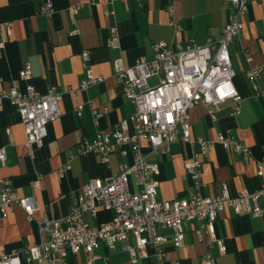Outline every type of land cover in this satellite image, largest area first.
I'll return each mask as SVG.
<instances>
[{
	"label": "crops",
	"instance_id": "crops-1",
	"mask_svg": "<svg viewBox=\"0 0 264 264\" xmlns=\"http://www.w3.org/2000/svg\"><path fill=\"white\" fill-rule=\"evenodd\" d=\"M44 1L0 0V91L11 87L25 90L31 83L41 93L52 86L63 92V114L48 125L42 147L26 144L27 135L15 106L5 102L0 111V149L6 151L5 164L0 163V177L9 178L21 196L33 197L39 205L32 217L21 207H15L8 217L0 213V254L41 243L46 235L40 221L66 217L90 179L105 178L117 171L122 162L133 160L132 152L127 156L114 153L110 162L104 163L99 154H81L78 150L83 139L113 130L135 111L114 76V59L122 57L127 66H132L140 57L152 59L153 44L161 40L184 44L195 39L204 44L209 37L219 38L230 12L227 0H177L173 18L181 27L176 29L170 23L171 0H52V16L40 13ZM73 6L80 7L75 25ZM110 9L115 11L114 16L106 13ZM4 23H11V36L6 35ZM113 23L120 32L119 49L108 46ZM74 28L77 34L69 35ZM85 49L91 51L94 74L102 81L78 90L86 78L82 61ZM230 50L236 70L234 82L243 96L242 111L233 115L235 102L228 100L220 105L214 119L207 106L196 105L190 110L192 138L215 140L219 133H226L248 144L252 157L245 162L239 154L215 144L203 166L200 190L207 196L219 195L223 184L232 196H237L244 188L259 189L264 182V176L257 175V161L264 157V97L257 94L247 77L249 70L261 69L257 85L264 90V0L250 3L243 29ZM28 64L32 77L24 80L20 71ZM95 111L102 112L98 119ZM195 150L193 144L178 141L171 145L168 154L157 155L142 141V151L160 163V198L172 200L195 191L193 180L185 176V162ZM66 164L70 169L61 177L58 170ZM39 176L41 185L36 187L34 181ZM260 204L264 208V195ZM113 215L112 210L101 208L97 216L86 218L99 224L110 221ZM161 232L171 234L169 230ZM217 233L227 244L225 255L200 243L188 229L182 246L171 241L163 245L164 263L203 264V255L211 250L220 264H264V213L253 216L228 207L218 215ZM126 244L120 241L111 249L101 243L94 252V264H156L152 245L147 246V257L140 256L137 263H132ZM68 259L70 264H88L84 252L71 253Z\"/></svg>",
	"mask_w": 264,
	"mask_h": 264
},
{
	"label": "built area",
	"instance_id": "built-area-1",
	"mask_svg": "<svg viewBox=\"0 0 264 264\" xmlns=\"http://www.w3.org/2000/svg\"><path fill=\"white\" fill-rule=\"evenodd\" d=\"M114 0H110L113 3ZM171 0L168 11L172 16L171 25L180 29L174 20L175 4ZM254 0H227L230 12L228 21L219 38L209 37L204 44L190 39L186 43H173L161 40L153 44L154 57H140L132 66H127L122 57L113 61L114 76L122 84L128 101L135 106L134 113L120 120L110 131H100L92 139L79 143V153H95L104 163L110 156L120 153L127 156L133 153V160L122 162L117 171L101 178L90 179L77 195L70 213L61 219L45 218L40 221L45 240L38 244H28L21 250L0 254V264H70L69 255L84 252L87 263L94 264V252L101 243L111 249L117 242L125 241L132 263L140 256H148L147 246L156 250V264H165L163 245L173 242L177 247L184 244L188 229L197 240L209 247L216 248L220 255L228 251L225 239L217 233V219L221 211L230 207L237 213L245 212L261 216L264 208L260 198L264 195V182L255 191L244 188L237 196H232L226 184L216 196L201 193L203 166L215 144L239 154L245 162L252 157L251 147L226 133H219L215 140L198 138L193 140L190 126V110L198 104L208 107L215 119L220 105L228 100L235 102L233 115L242 111L243 96L234 79L230 46L243 29V19ZM79 6H73V24H76ZM55 12L52 0H45L40 13L52 16ZM115 15L113 9L106 12ZM6 35L11 36V23H4ZM77 29L69 35L77 34ZM108 46L119 49L121 37L118 26L110 28ZM86 78L78 90H86L102 81L94 74L91 51L82 52ZM261 69H251L247 77L257 91L264 97V90L258 88L257 79ZM20 77L30 80L31 67L20 71ZM75 93L77 90L71 89ZM63 92L52 86L45 93L39 92L28 83L25 90L11 87L0 91V111L4 103L16 107L24 126L28 146L42 147L48 136V125L62 114ZM82 106L78 107L81 115ZM102 112L95 111L98 119ZM8 131L11 132L10 128ZM142 141L149 144L153 154L166 155L171 145L184 141L196 146L192 157L185 162V176L190 177L195 191L188 196L172 200L159 197L160 163L151 160L142 151ZM6 151L0 149V163L5 164ZM70 165L58 170L63 177ZM257 175L264 176V157L257 161ZM39 176L34 185L40 187ZM15 207H21L30 217L39 209L35 198L21 196L7 177H0V213L8 217ZM103 208L114 212L110 221L99 224L90 223L86 215L97 216ZM194 225V226H193ZM169 230L165 235L161 231ZM134 241L131 242L130 239ZM203 264H220L218 257L208 250L202 257ZM177 264H181L178 262Z\"/></svg>",
	"mask_w": 264,
	"mask_h": 264
}]
</instances>
